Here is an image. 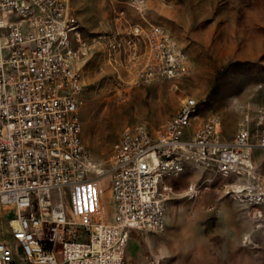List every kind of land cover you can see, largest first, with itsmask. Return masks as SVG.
Instances as JSON below:
<instances>
[{
    "label": "built area",
    "instance_id": "obj_1",
    "mask_svg": "<svg viewBox=\"0 0 264 264\" xmlns=\"http://www.w3.org/2000/svg\"><path fill=\"white\" fill-rule=\"evenodd\" d=\"M140 22L86 40L68 0H0V264H127L129 237L164 230L166 181L188 162L232 176L226 193L264 230V177L247 124L223 139L218 120L199 118L186 97L151 130L124 129L112 144L107 205L102 172L81 137L82 66L93 46L130 82L180 75L186 56L175 36L129 0ZM120 76V75H119ZM199 192L192 185L190 196ZM247 239V236L244 237ZM249 242V239H247Z\"/></svg>",
    "mask_w": 264,
    "mask_h": 264
},
{
    "label": "rangeland",
    "instance_id": "obj_2",
    "mask_svg": "<svg viewBox=\"0 0 264 264\" xmlns=\"http://www.w3.org/2000/svg\"><path fill=\"white\" fill-rule=\"evenodd\" d=\"M144 15L164 25L186 56L175 77L130 82L115 69L101 45L92 47L82 66L78 103L81 137L95 167L102 172L107 205L112 144L126 128L146 124L154 130L174 114L186 97L198 102L199 118L213 116L223 139L230 140L242 123L256 144L264 126V0H145ZM82 36L122 31L124 17L140 22L129 0H68ZM120 75V76H119ZM251 156L264 168V145ZM232 176L206 161L188 162L167 179L172 195L165 202V228L129 237L127 264H264V230L254 228L246 206L226 193ZM199 192L190 196L186 188ZM250 232L247 239L244 235Z\"/></svg>",
    "mask_w": 264,
    "mask_h": 264
},
{
    "label": "crops",
    "instance_id": "obj_3",
    "mask_svg": "<svg viewBox=\"0 0 264 264\" xmlns=\"http://www.w3.org/2000/svg\"><path fill=\"white\" fill-rule=\"evenodd\" d=\"M251 158H252V161L255 163V165H258V161L255 162V159L253 158V156H251ZM257 172H258L262 177H264V168H261V169L259 168V170H257ZM233 179H234V178H233ZM233 179H232V180H233ZM228 185H229V184H225L224 186L227 188ZM186 191H187V193H189L188 190H187V188H186ZM246 211H247L248 216H249L250 219H251L252 217L250 216V214H249V210H248L247 207H246ZM252 221H253V220H252ZM253 227L255 228V225H254V224H253ZM254 228H252L250 231H248L247 234L244 235V237H245V236L248 237V236L250 235V232L253 231ZM258 229H260V228H258Z\"/></svg>",
    "mask_w": 264,
    "mask_h": 264
},
{
    "label": "bare ground",
    "instance_id": "obj_4",
    "mask_svg": "<svg viewBox=\"0 0 264 264\" xmlns=\"http://www.w3.org/2000/svg\"><path fill=\"white\" fill-rule=\"evenodd\" d=\"M129 3H130V5H131V7L135 8V4H133V3H131V2H129ZM187 190H188V192L191 194V192H192V185H189V186L187 187ZM109 191H110V188H109Z\"/></svg>",
    "mask_w": 264,
    "mask_h": 264
}]
</instances>
